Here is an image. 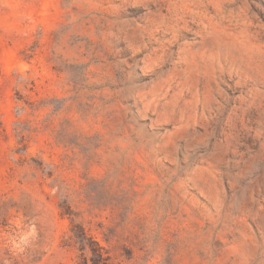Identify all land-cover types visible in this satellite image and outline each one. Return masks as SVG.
<instances>
[{
  "label": "rangeland",
  "instance_id": "obj_1",
  "mask_svg": "<svg viewBox=\"0 0 264 264\" xmlns=\"http://www.w3.org/2000/svg\"><path fill=\"white\" fill-rule=\"evenodd\" d=\"M0 264H264V0H0Z\"/></svg>",
  "mask_w": 264,
  "mask_h": 264
}]
</instances>
